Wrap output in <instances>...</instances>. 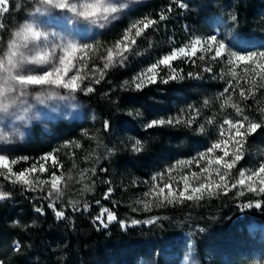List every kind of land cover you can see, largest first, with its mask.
I'll return each instance as SVG.
<instances>
[{
    "label": "snow or ice",
    "instance_id": "obj_1",
    "mask_svg": "<svg viewBox=\"0 0 264 264\" xmlns=\"http://www.w3.org/2000/svg\"><path fill=\"white\" fill-rule=\"evenodd\" d=\"M173 5L180 9L187 8L182 0H172V3L158 13V19L145 16L132 21L119 39L111 46H105L99 41L92 44L77 41L72 38V34L76 30L107 28L129 7L121 0H24L23 6L27 7L28 16L12 30H9L4 22L5 14L10 12L9 0H0V121L7 117L12 121L26 122L35 106L30 100L37 104H44L52 99L75 101L77 93L88 95L95 92V85L105 78L110 68L124 67L129 55L139 54L135 51L137 39L144 36L148 29H155L161 22L166 21L173 11ZM15 8L20 10L22 4L16 3ZM231 19L235 24L237 17L233 14ZM231 33L232 28L222 37L217 34L203 37L192 35L182 46L173 47L167 54L141 69L131 80H125L120 85L124 91H142L152 84L183 80V69L173 66L177 60L191 61L196 65V59H193L196 57L205 62L200 72L186 74L187 78L194 79H200L201 72H213L212 65L207 61L225 65V70L219 77L225 81V87L219 96L223 99L220 105L224 113L222 122L217 123L215 115L208 117L206 121L216 128L218 138L206 152L200 153L192 160L177 161L176 165L153 175L151 181H143L149 184V189L143 193L144 198L135 201L138 207H133V212H151L153 207H175L188 201L199 204L205 195L211 198L228 195L229 192L235 197L250 194V198L240 205V211L264 207V160L254 167L240 166L245 159L244 143L258 129L264 128V107L252 109L247 104L250 98L255 99L258 91L264 90V50H251L249 39L240 35L232 36ZM149 47H153L150 41ZM163 69H168L165 76L160 75ZM238 69L243 71V77L239 75ZM249 76L259 79L250 80ZM241 78L250 85L248 88L241 85ZM58 90H63V94ZM237 90L238 100L234 99ZM203 103L204 106H209L210 101L205 100ZM228 109L232 111L229 112ZM189 111L192 115L187 118L176 116L153 119L145 123L144 127H191L201 115V110L189 106ZM252 111H258L260 116L254 118L249 114ZM129 115L133 113L129 112ZM135 115L143 114L137 110ZM103 129L105 132L110 130L109 121L103 122ZM197 130L205 133V125L200 124ZM82 135L89 140L96 139V136L90 135L87 130H84ZM0 142L11 144L13 140L0 129ZM64 147L82 148L83 145L75 140L66 142ZM142 150L141 140H135L132 151ZM10 151L11 149L6 151L0 148V177L13 185L20 184L28 192L41 193L36 199L47 201L46 207L52 210L57 220L69 218L63 203L66 193L70 191V184L80 183L86 178L91 181V177L97 174L96 167H91L80 169L79 179L72 177L71 170L66 179L62 171L57 175L63 168L56 155L59 149L42 155L27 168L14 171L18 162H27L29 157L10 158ZM217 152L222 155H217ZM84 159L87 161L89 156ZM192 165H195V171L192 170ZM178 166H183L188 171L178 177L174 176L173 172ZM73 168H78L75 160ZM99 171L107 173L108 169L100 168ZM44 173H48L47 179L40 178ZM103 183L108 185L103 199L108 200L115 188L111 180H104ZM132 183L135 185L136 181ZM85 191L91 192L93 188L84 184L80 194ZM10 197V192L0 190V201ZM95 203L100 206L99 215L93 217V223L98 224V227L107 228L115 221L126 231L129 227L139 224H155L160 219L158 216H151L144 220H120L116 213L102 205L99 199ZM67 204L73 211L87 212L91 208L87 202L81 207H77L79 201L68 200ZM112 204L115 205L116 201H112ZM34 210L44 215L45 205L34 206ZM14 251H21L20 242L15 243ZM0 264L5 262L0 260Z\"/></svg>",
    "mask_w": 264,
    "mask_h": 264
},
{
    "label": "trees",
    "instance_id": "obj_2",
    "mask_svg": "<svg viewBox=\"0 0 264 264\" xmlns=\"http://www.w3.org/2000/svg\"><path fill=\"white\" fill-rule=\"evenodd\" d=\"M182 2L187 8H179V14L166 21L169 30L156 33L155 40L173 44L174 39H178L174 27L192 28L205 20L222 16L232 21L233 14L237 17L235 24L233 21L231 23L236 35L249 40L264 39V0ZM170 3L172 0H149L137 6L129 15L158 19V13ZM12 6L9 2L10 9ZM7 15L5 14L4 22ZM127 21L128 18L119 21L104 33L102 39L106 42L116 41L118 31L127 25ZM219 37H222V33H219ZM131 75L127 66L110 68L105 78L95 85V92L88 95L76 94L78 99L94 110V122H56L52 124L49 133L43 132L42 135L37 127L34 135L21 147V153L26 156H38L59 149L56 154L63 157L62 148L66 142L78 140L84 144L91 143V140L82 135L87 127L100 133L99 140L107 145L105 151L98 147L96 152L90 144L86 154L89 156L87 161L89 168L96 167L97 174L91 177V181L95 182L93 191L87 193L77 207L87 202L91 208L87 212L73 211L64 202L68 219L57 220L52 210L46 207L47 201L36 199L41 193L28 192L20 184L13 185L6 181L7 192L11 193V197L0 201V260L5 264H180V259L171 253L172 249L185 243L183 231L188 227H181L177 223L184 221L181 216H185L188 211H192L193 218L197 216L200 219L199 226L208 234L206 245L200 243L197 248L202 264H206L204 258L211 252L223 264H234L231 257L252 251L253 244L247 225L252 222L264 224V207L240 211V205L250 197L225 203L214 202L209 206L193 209L188 205L178 204L175 207L169 205L153 209L151 212L132 211L133 207H138L135 201L141 184L156 168L157 164L151 163L160 158L161 154L167 155L166 159L173 160V156L179 151L174 144L181 139L186 140V135L177 127H154L144 131L141 124L177 114L174 107L179 102L177 96L187 94L188 89L172 81L166 87L164 95L151 87L142 91L122 90L120 85L123 81L130 80ZM247 104L253 109L255 99L250 98ZM137 110L143 115L136 116ZM129 112L133 115H129ZM105 120L110 122V130L107 132L103 129ZM127 136L148 142L149 145L144 144L143 150L135 154L118 151L119 141ZM76 153L80 161L86 156L79 151ZM100 168H107V173L100 172ZM104 180H111L115 188L108 200L103 199V193L108 187L103 183ZM134 180L135 185L132 183ZM98 199L102 205L112 209L120 220H142L161 214L169 215L171 219H159L151 225L139 224L126 231L115 221L107 228L98 227V224L93 223V217L100 213V206L95 203ZM112 201H116V204L113 205ZM40 204L45 205L44 215L34 210V206ZM16 242L21 244L19 252L14 251Z\"/></svg>",
    "mask_w": 264,
    "mask_h": 264
},
{
    "label": "rangeland",
    "instance_id": "obj_3",
    "mask_svg": "<svg viewBox=\"0 0 264 264\" xmlns=\"http://www.w3.org/2000/svg\"><path fill=\"white\" fill-rule=\"evenodd\" d=\"M147 1L149 0H121L122 3H127L129 7L125 9L124 13L121 14L119 19L114 20L105 29L92 28L88 30H76L75 32H73L72 38L83 43L92 44L95 41H99L102 45L111 46L115 41H104L102 39L104 33L114 27L119 21L128 18L127 25L124 28H120V31H118L117 39H119L124 30L129 26L132 21L145 17H131L129 13L134 10L137 6ZM9 2H11L13 6L5 19V23L8 26L9 30H12L17 24L22 23L24 19L28 16V9L26 6H23L24 0H9ZM16 3L22 4V8L20 10H16ZM179 11L180 10L178 7L173 6V11L169 14V18L166 21L178 15ZM166 21L161 22L155 29H148L144 36L137 39L135 51L139 54L129 55V59L125 64V67H129L130 73L132 74L131 78L136 73L141 71V69L155 62L158 57L167 54L169 51H171L173 47L182 46L192 35L197 36L199 33L198 36L203 37L207 35L217 34L219 37V33H222L223 36L224 33L229 30V28H232L231 35H236L233 32V27L231 24L232 21L230 19H226L225 16H222L211 20H205L201 24L199 23L198 26H192V28H188L185 26L181 29H177L176 27H174L173 30L176 33L175 35L178 37V39L175 38L173 44L165 40H155L156 33L169 30L168 22ZM230 38L231 37H229V39ZM5 39H7L6 35ZM149 41L152 43L153 47H149ZM249 47L251 48V50H264V39L250 40ZM193 59H196V65H193L191 61L185 62L182 60H177L173 63V66L177 69L182 68L183 74L185 75V79L176 80L174 82L179 86L183 85L186 89H188V92L187 94H178L177 97L179 98V102L174 106L177 111V114L169 117L182 116L184 118H187L188 116L192 115V113L189 111V106H193L194 108L200 109L201 115L197 117L196 123H194L191 127H187L184 125L176 126L179 131L183 132L186 135V140L181 139L174 144L175 149H178L179 151L175 153L172 158L173 160L166 159L167 155L165 154H161L160 158H156L154 162L151 163H156V168L152 170V173H150V175L144 181H151V177L153 175L160 172H164L170 166L176 165L177 161L192 160L193 157H197L200 153L206 152L207 148L210 147L211 143L218 138L216 128L213 125L207 124L206 121L208 117L215 115L217 117V123L222 122L224 113L222 112L220 105L223 102V99L219 98V96L225 87V81L220 79L219 77L221 72L225 70V65L219 62L207 61V63H210L213 67L212 73L201 72L200 79L187 78L186 74L188 72H200L201 68L205 66V62L200 61L196 57H194ZM167 71L168 69H163L160 72V75L165 76ZM237 71L239 75L243 77V71L240 69H238ZM248 79L258 80L259 78L255 76H249ZM169 83H157L149 85L148 87H151L152 89L156 90L157 93H161L164 95L167 91L166 87L169 85ZM240 83L244 88H248L250 86L249 84L245 83L243 78H241ZM58 91L63 94V90ZM238 91L239 90H237V93L234 94V99L236 100L239 99ZM205 100L210 101L209 106H204L203 102ZM257 101H259L258 104ZM30 102L33 103L35 106L33 108L32 113L30 114V119H28L26 122L22 123L19 121H12L9 120L7 117H5L3 121H0V129L9 134L10 138L13 140V143L11 144H5L3 142H0V148L5 149L6 151L8 149H11L10 158L18 159L20 157H29V160L27 162H18L14 166V171H19L21 169L29 167L30 163L34 162L39 157L46 154L44 153L38 156H26L21 153V147L25 145L29 141V139L34 135L33 133L37 127L38 129H40L38 131L42 135L43 132L49 133L52 124L56 122L67 121L88 123L90 121L94 122L96 120L94 110L88 104L78 99L77 97L75 101H61L52 99L47 100L44 104H37L35 103V101L31 100ZM259 107H264V90L258 91L256 93L255 105L253 109ZM228 111L231 112L232 110L228 109ZM249 114L254 118H258L260 116V113L258 111H252L249 112ZM169 117L162 118L167 119ZM145 123L147 122H142L141 129L147 131V129H145L144 127ZM200 124L205 125V133H200L197 130ZM85 130H87L90 135H95L96 139H94L93 141L91 140V143L88 142L87 144L80 142L83 145L82 148H65L63 146L62 149L64 151V156L62 155L63 157H61L60 155L56 154L63 164V168L57 172V175H59L62 171L65 173L66 179L69 170H71L72 177L74 179H79L80 169L89 168V163L84 159L85 156L83 157V160H78L76 157L78 156L76 151H79V153L81 152L82 154L86 155L88 153V150L90 149V144H92V147L96 150V152H98L99 148H102V150L105 151V147H107V145H105V143L99 140L100 133H96V130H92L91 127H87ZM137 139L138 138L131 136L122 137V139L117 145L120 147V150L118 151H122L127 154L137 153L132 151V144ZM142 144H146L147 146L149 145L148 142H142ZM244 148L246 150L245 159L241 162L240 166H243L245 168L254 167L260 161L264 160V128L258 129L256 133L248 137L247 141L244 143ZM73 152L75 153L74 156L72 155ZM216 154L222 155V153L220 152H217ZM73 160H75V162L77 163L78 168H73ZM203 163L204 162L202 161L201 164L203 165ZM192 170H196L195 165H192ZM187 171V168H184L183 166H178L177 170L173 172V175L178 177L179 175ZM233 172L235 173V169L233 170ZM88 175L90 176L91 173H88ZM47 177L48 173H44L42 176H40L41 179H47ZM84 184H89L93 188V184H91L90 180H88L87 178L81 181L80 183H71L70 191L66 193L64 197V202H67L68 200L80 202L87 195V193H90L85 191L82 195L80 194L81 189H83L84 187ZM141 185L143 188L139 186L140 190H138L139 196L137 197V199L144 198L143 193L148 191L149 189V184L142 183ZM0 190L7 192L6 180H4L2 177H0ZM249 197L250 194H246L243 197H235L232 192H229L228 195H220L219 197L212 196L211 198H209L207 195H205V198L201 200L199 204H193L191 201H188L181 205H188L191 209H193L195 207L200 206H209L214 202L220 201L225 203L227 201L241 200ZM159 208L161 207H153V209ZM192 216V211H188L185 216H181V219H184V221H180L177 223L181 227H188V229L183 231L185 243L180 246H177L175 249H172L171 253L172 255L180 259V264H202L197 250L198 244L201 243L204 246L208 241L207 231H205L198 224V221H200V219L197 216L195 218H193ZM158 217H160V219L162 220L171 219V216L164 214L158 215ZM232 217L233 215L229 218ZM247 229L251 236V243L253 244L252 251H248L243 254H238L236 256L231 257V259L235 261L234 264H264V224L252 222L247 225ZM204 259L206 260V264H223V262H220L218 257H216L215 253L213 252L209 253L208 257L205 256Z\"/></svg>",
    "mask_w": 264,
    "mask_h": 264
}]
</instances>
